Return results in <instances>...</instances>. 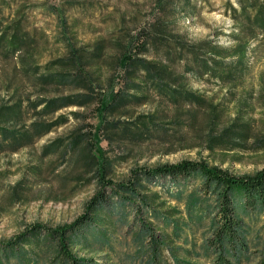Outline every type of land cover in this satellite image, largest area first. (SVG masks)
<instances>
[{"label":"rangeland","instance_id":"obj_1","mask_svg":"<svg viewBox=\"0 0 264 264\" xmlns=\"http://www.w3.org/2000/svg\"><path fill=\"white\" fill-rule=\"evenodd\" d=\"M155 1L158 0H0L3 25L22 17L24 30L37 33L38 50L34 55L42 66L40 72H44L42 68L50 61L75 57L83 50L92 53L90 63L78 69L72 63L62 68L60 62H54V70L67 73L65 84L36 90L30 83L22 85L23 97L28 94L31 98L45 96L67 100L49 114H35L25 109L26 125L33 118L59 122L50 132L17 151L0 153V241L14 237L33 223L55 226L71 222L82 214L96 186L94 171L84 169L81 155L84 147L86 150L89 146L94 148L97 143L104 150L103 159L111 163L109 176L114 179L127 177L131 169L138 166L151 167L183 159L203 160L236 175L253 173L264 166V33L257 31L254 37L243 33L240 18H236L240 15L233 11L240 10L242 0H192L184 12L176 10L173 28L188 43L206 39L227 49H233L241 35L240 40L246 44L242 78L235 82H217L187 74L185 87L202 94L205 101L220 103L219 126L229 124L240 115L239 120L249 124L251 137L234 136L238 139L233 144L236 148L217 146L210 151L206 138L218 133L219 128L204 125L205 110L197 105L175 108L152 90L146 92L148 98L143 103L130 101L114 112H105V125L95 131L99 99L112 89H122V69L117 62L120 42L125 43L127 37L138 32L144 36L153 27L159 16ZM165 16L169 17L170 13L165 12ZM130 48L133 57L153 62L165 60L163 49L156 51L151 46L138 53L137 46ZM233 60L235 57L231 56L225 62L230 65ZM182 63L184 60L176 65L178 72H183ZM15 72L13 63L3 66L0 83ZM6 97L5 89L0 86V98ZM141 114H155L160 128L141 136L148 140L109 138L107 133L113 123H133ZM78 136L73 149L70 144ZM196 184L193 179H155L151 185L166 199L168 206L182 211L179 217L186 219L184 204L176 202L174 195L181 191L185 195ZM201 191L196 190V193L203 200L207 194ZM246 222L251 230L249 247L253 251L255 245L264 241V213L247 215ZM201 231L202 228L195 229V226L193 230L185 228L176 243L182 245L184 255L190 256L186 258L194 261L197 254L201 264H211L200 245ZM193 243L196 248L191 250ZM129 248L127 253L133 252L132 244ZM116 249L118 254L111 255L109 264H132L131 258L125 257V244L119 242ZM186 249L191 250V254L185 252ZM94 256L100 261L106 260L103 252ZM168 256L167 250L161 252L160 264H171ZM242 264H254V258H244Z\"/></svg>","mask_w":264,"mask_h":264},{"label":"trees","instance_id":"obj_2","mask_svg":"<svg viewBox=\"0 0 264 264\" xmlns=\"http://www.w3.org/2000/svg\"><path fill=\"white\" fill-rule=\"evenodd\" d=\"M191 1H155L159 16L153 27L144 36L138 32L127 37L125 43L120 42L117 62L122 69V89H112L99 99L96 132L105 125V112H114L130 101L143 103L148 98L146 92L152 90L175 108L197 105L205 110L207 119L204 125L208 123L209 127L211 124L213 128H219L218 133L206 138L210 151L217 146L236 148L233 144L238 139L234 136L251 137L249 124L240 121V115L229 124L219 126L220 103L205 101L202 94L185 87L187 74L217 82H235L245 69L246 44L240 40L241 35H238L235 47L227 49L206 39L188 43L181 33L174 30L176 10L184 12ZM242 1L240 10L233 11L240 15L236 18H240L243 33L252 37L257 31L264 33V0ZM165 12L170 16H165ZM21 18L5 25L0 19V70L12 63L16 70L0 83L7 93L5 99L0 98V153L17 151L50 132L59 122L33 118L26 125L23 118L25 109L35 114H49L66 104L67 98H31L28 94L23 97L20 94L23 83H30L35 90L47 85L65 84L67 73L61 69L54 70V62H60L62 68L72 63L78 69L89 64L92 55L83 50L75 57L72 55L46 63L42 68L44 72H40L42 66L34 55L38 50L37 33L24 30ZM134 46H137L138 53L151 46L156 51L163 49L165 60L153 62L133 57L130 47ZM231 56L235 60L227 65L226 58ZM181 60H184L183 72H178L176 65ZM37 83L42 85L37 87ZM155 118V114H141L133 123H113L107 134L113 139L145 141L147 137L141 136L160 129ZM78 138L80 136L70 144L73 149ZM84 149L81 155L84 169L94 171L96 187L84 204L82 214L71 222L55 226L33 223L14 237L0 241V264H109L111 255L118 254L116 245L119 242L126 245L125 257L131 258L132 264H160V254L164 250H167L171 264H201L195 251L192 252L194 261H191L186 258L189 255L183 254L182 245L176 243V238L182 236L185 228L193 230L194 226L195 229L202 228L200 245L211 264H242L244 258L250 257L254 258V264H264V241L250 250L251 230L246 222L247 215L264 213V166L253 173L236 175L203 160L183 159L151 167L138 166L131 169L127 177L114 179L109 176L111 163L103 159V148L97 143L94 148ZM155 179L196 181V187L185 195L183 191L174 195L176 202L184 204L186 219L179 217L182 211L176 206H168L166 199L152 187ZM196 190H202L207 197L201 200ZM130 244L134 250L127 253ZM195 246L193 243L191 250ZM191 250L186 249L185 252L191 254ZM101 252L104 253V261L94 256Z\"/></svg>","mask_w":264,"mask_h":264}]
</instances>
